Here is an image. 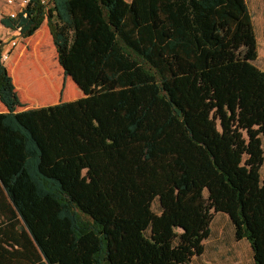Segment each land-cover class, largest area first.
<instances>
[{"label":"trees","instance_id":"trees-1","mask_svg":"<svg viewBox=\"0 0 264 264\" xmlns=\"http://www.w3.org/2000/svg\"><path fill=\"white\" fill-rule=\"evenodd\" d=\"M41 1L2 24L30 37L46 21L83 96L17 113L0 64V264H189L217 213L264 264V71L246 1ZM36 72L20 82L40 93Z\"/></svg>","mask_w":264,"mask_h":264},{"label":"crops","instance_id":"crops-1","mask_svg":"<svg viewBox=\"0 0 264 264\" xmlns=\"http://www.w3.org/2000/svg\"><path fill=\"white\" fill-rule=\"evenodd\" d=\"M124 1L126 3L132 2V0ZM21 10L19 0H15L13 6L0 3V23L2 24L3 20H7L10 12H17V15H19ZM0 32V55L8 49L7 44L11 41L17 42V46L10 50L9 58L4 65L12 78L15 91L21 103V106L16 109L17 113L52 106L59 102L74 101L83 96L77 88L79 92L74 91L73 96L67 97L64 101L61 99L65 81L69 77H64L63 70L59 66L57 59L55 62L53 61V57L55 56L56 58V52H54L55 47L46 21L30 37H23L18 29H11L5 25H3ZM44 67L47 71L43 70ZM19 68L25 70L30 68L36 70L37 68L40 72H36V75L42 81L43 92H36V82L32 78L26 82L25 86H20L14 76L15 71ZM60 73L62 78L59 84L58 76ZM75 87L77 86L74 85V89ZM6 112L7 109L0 102V114ZM203 246L202 255L194 257L189 264H254L252 252L247 241L244 239L237 241L234 238L233 226L225 214L217 213L214 215L210 224V235L203 241ZM8 250L10 249L8 248ZM23 263L31 264L26 260ZM35 264H44V260L41 259Z\"/></svg>","mask_w":264,"mask_h":264},{"label":"rangeland","instance_id":"rangeland-1","mask_svg":"<svg viewBox=\"0 0 264 264\" xmlns=\"http://www.w3.org/2000/svg\"><path fill=\"white\" fill-rule=\"evenodd\" d=\"M245 1H246L247 9L252 19L253 29H254V33H255V37L257 41V59L254 64L260 70L264 71V15H263L264 0H245ZM0 35H1V32H0ZM53 59H54L53 61L55 62L56 61L55 56L53 57ZM24 71L25 69L19 68L15 71V74H14L15 79L18 80L17 83H19L20 86H25V83L20 82V81H23L24 76H22V74ZM61 78H62V74L60 73V75L58 76L59 84H60ZM73 84L70 78L66 79L65 84H64V92L61 98L62 101H64L69 96H73L74 91L79 92L77 87H75L74 89L75 84L74 85ZM261 176L264 177V167L263 169H261ZM156 207L157 206L155 203L154 204L155 210H156Z\"/></svg>","mask_w":264,"mask_h":264},{"label":"built area","instance_id":"built-area-1","mask_svg":"<svg viewBox=\"0 0 264 264\" xmlns=\"http://www.w3.org/2000/svg\"><path fill=\"white\" fill-rule=\"evenodd\" d=\"M42 3H45V0L41 1ZM0 3H4L7 6H13L15 4V0H0ZM30 3V0H19V6H21L22 10L20 11L23 14L24 9L27 7V5ZM10 19H14L17 17V12H10L7 16ZM3 25L0 23V30L2 29ZM19 31L20 29L17 28ZM8 45V49H6V52L0 55V64L5 65L7 62L10 50L15 48L17 46L16 41H11ZM7 47V46H6Z\"/></svg>","mask_w":264,"mask_h":264}]
</instances>
